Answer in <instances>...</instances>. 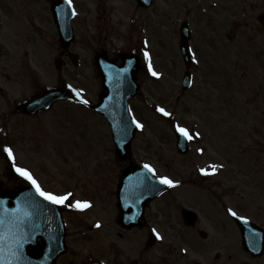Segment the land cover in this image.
I'll use <instances>...</instances> for the list:
<instances>
[{"label":"rangeland","instance_id":"374dc122","mask_svg":"<svg viewBox=\"0 0 264 264\" xmlns=\"http://www.w3.org/2000/svg\"><path fill=\"white\" fill-rule=\"evenodd\" d=\"M51 1L0 0V180L7 184V146L12 164L29 171L42 190L89 202L83 211L60 205L68 251L57 264H177L180 254L186 264H264V255L253 259L241 247L227 212L264 227V21L257 20L264 0H153L149 8L135 0H72L69 51L78 54L76 63L62 53ZM183 20L195 57L186 91L178 52ZM22 24L24 34L16 30ZM98 51L114 59L133 52L141 61L140 89L129 103L143 128L125 161L115 155L107 122L89 109L100 91ZM57 57L65 62L60 68ZM48 86L66 87L78 99L36 115L15 111ZM177 125L192 136L182 156L174 147ZM129 163H146L176 183L148 204L145 228L126 231L116 223L115 196ZM212 165H219L216 174L196 175V167ZM183 208L197 211L194 226H184ZM151 229L161 238L146 248Z\"/></svg>","mask_w":264,"mask_h":264},{"label":"water","instance_id":"95a60500","mask_svg":"<svg viewBox=\"0 0 264 264\" xmlns=\"http://www.w3.org/2000/svg\"><path fill=\"white\" fill-rule=\"evenodd\" d=\"M139 1L145 5L150 3V0ZM68 20H58L64 46L72 39ZM181 36L180 51L185 63L189 64V30L186 23L181 25ZM98 57L99 55L97 64L102 70L103 88L107 92L100 96V102L93 106V110L102 113L109 121L117 145V154L120 159H124L129 154L130 140L134 133L126 100L134 95L138 88L134 76L138 64L136 59L129 55L123 56V63L119 67L113 62H101ZM187 81L188 74L185 75L184 86ZM61 98H70V95L63 89L50 88L28 99L23 108L27 112H36ZM177 146L182 152L186 150L185 142L181 138H178ZM8 169L9 179L12 182L17 181L19 185H10L6 189L0 186V219L3 220V224H0V260L3 264H55L56 256L65 251L59 210L57 206L40 197L27 181L18 180L11 169ZM164 189L165 185L158 183L143 167L128 168L121 176L118 190L120 222L127 227L135 225L146 202ZM187 219L191 220L189 217ZM238 220L244 243L249 248L258 250L260 242L253 237V234H257L255 226L246 220ZM37 237L42 239V244L36 242ZM21 238H24V243L17 252L16 243ZM16 255L21 259L16 260Z\"/></svg>","mask_w":264,"mask_h":264},{"label":"snow or ice","instance_id":"6c2138e0","mask_svg":"<svg viewBox=\"0 0 264 264\" xmlns=\"http://www.w3.org/2000/svg\"><path fill=\"white\" fill-rule=\"evenodd\" d=\"M66 3L71 7V4H72V0H66ZM72 15H75V11L73 10ZM145 58L146 59H149V56H148V53L146 52L145 53ZM193 59H195V57H193ZM148 71L151 73L152 76H159L160 74L157 73L156 71L153 70L152 68V65L151 63L149 62L148 64ZM82 103L84 104H87L88 101L87 100H81ZM158 112H160L161 114H163L164 116H169L171 115L169 112H167L164 108L162 107H158L156 109ZM133 123H135L136 127L137 128H143V125L141 123H139L138 121H133ZM176 131L178 133H180V135L186 139H192V136L189 134L188 130L183 128V127H180L179 125L176 126ZM198 135V134H197ZM3 151L5 153H7V156L9 159H13V151L11 148L5 146ZM218 166L216 165H212L211 166V172H208L206 171L205 169L201 168L200 169V172L204 175H210V174H213L215 173L216 169H217ZM144 168L147 169L150 173H152V175L155 177L156 174H155V170L150 166V165H147L145 164L144 165ZM15 171L22 177H24L26 180H28L31 185L33 186V188L35 189L36 193L42 197L45 201H48L50 202L51 204H54V205H67L68 207H71V208H74V209H77V210H80V211H83L84 209H87L89 208L91 205L89 204V202L87 201H74V202H70V197L72 196V193L68 192V193H65L63 195H57V194H54V193H51V192H46L44 190L41 189L40 185L37 183V181L32 177L31 173L29 171H27L26 169L24 168H19L17 167L15 169ZM156 179L159 181L160 184H164V185H167L168 187H175V183L172 179L168 178V177H156ZM229 212L231 213V215L233 216H236L237 214L232 211L231 209H229ZM0 224H3V220L0 219ZM96 227H100L99 224L96 225ZM153 232L155 233V229H153ZM156 236H157V239H160L161 237L159 236L158 233H156ZM0 240H2V237H0ZM24 243V238H21L17 241L16 243V250L17 252L19 251V249L22 247ZM15 259L16 260H20L21 257L16 255L15 256ZM0 264H3V261L0 260Z\"/></svg>","mask_w":264,"mask_h":264},{"label":"flooded vegetation","instance_id":"af4514ba","mask_svg":"<svg viewBox=\"0 0 264 264\" xmlns=\"http://www.w3.org/2000/svg\"><path fill=\"white\" fill-rule=\"evenodd\" d=\"M179 260H178V262H177V264H183L181 261H180V258H178Z\"/></svg>","mask_w":264,"mask_h":264}]
</instances>
